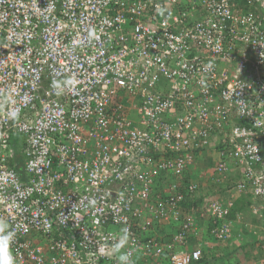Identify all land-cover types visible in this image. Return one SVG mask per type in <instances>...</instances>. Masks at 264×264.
<instances>
[{
	"label": "built area",
	"instance_id": "1",
	"mask_svg": "<svg viewBox=\"0 0 264 264\" xmlns=\"http://www.w3.org/2000/svg\"><path fill=\"white\" fill-rule=\"evenodd\" d=\"M221 189L264 251V0H0V264H196L242 237Z\"/></svg>",
	"mask_w": 264,
	"mask_h": 264
},
{
	"label": "crops",
	"instance_id": "2",
	"mask_svg": "<svg viewBox=\"0 0 264 264\" xmlns=\"http://www.w3.org/2000/svg\"><path fill=\"white\" fill-rule=\"evenodd\" d=\"M214 159H216V157L218 156L217 153H215L214 151L212 152ZM209 154L206 153H201V155L199 156V158L196 160V165L195 167L190 170L188 172V178L190 181H196L198 182L201 186H202V191L200 190L199 194H197L193 201L197 200L198 202H202L204 200V196H207L209 194H211L212 192H214V188L211 185V183L207 180V178L205 176L202 175V169L206 170L207 166L209 165ZM202 167V169H200ZM208 170V169H207ZM220 194V196L222 198H231L232 196L235 199L236 202V206L238 208L242 209V215L241 217H237L236 215H233L232 219L234 221V229L238 232H242V227L243 224L245 225V228L248 230V232L250 230H252L253 228H255V231L257 229L256 227V219L254 218L253 214H252V198L250 195L248 194H239L236 192L231 193L228 189H222L218 192ZM197 204V202H196ZM200 205V204H199ZM235 216V217H234ZM200 229L202 232V236L204 238H208L211 239V237L209 236V220L208 219H201L200 220ZM175 226L174 224H170V223H164L158 226L157 228V234L160 235V237L163 238H167L168 240L171 239L173 233L175 232ZM250 234H245V237L242 234L241 239L240 238H236L233 246L229 247L228 245L225 244H221L219 242H215L214 241V245H215V254L218 257H225L224 258V262L225 264H251L252 261H259L260 259L258 256L260 255V246L256 240L255 235H252L253 233L249 232ZM235 245V246H234ZM194 244H191L190 247H193ZM218 247V251L217 247ZM245 254H248L250 256V259H246V262H244V257Z\"/></svg>",
	"mask_w": 264,
	"mask_h": 264
},
{
	"label": "trees",
	"instance_id": "3",
	"mask_svg": "<svg viewBox=\"0 0 264 264\" xmlns=\"http://www.w3.org/2000/svg\"><path fill=\"white\" fill-rule=\"evenodd\" d=\"M249 65V64H248ZM232 66H234V64L232 63ZM231 70H233V67H231ZM240 122L241 123H243V124H247L248 122H247V120L245 119V118H241V120H240ZM220 147H221V144H220V142H219V138H217L216 136L215 137H213L212 139H211V141H210V144L207 146V147H205V148H202V149H200L201 151L199 152V156L201 155V153H206V154H209L210 153V156L211 157H209V165L207 166V169L210 171L209 172V174H208V176L213 172V170L215 169V167H216V165H217V163L222 159V156L219 154V151H220ZM215 152V153H217V157H216V159H214V157H213V155L214 154H212V152ZM199 156H198V158H199ZM19 161L21 162L22 160H21V158H19ZM234 174V173H233ZM233 177H234V175H233ZM229 179H232V181L231 180H228V182L229 183H231V185L233 184V183H236L234 180H233V178L232 177H230ZM185 182H190V180H189V178H188V174H187V176L185 177ZM194 182H196V181H194ZM210 183H211V185L213 186L214 184H213V181H209ZM198 183V182H197ZM199 184V183H198ZM214 188V187H213ZM222 190V189H221ZM214 192H212L210 195H217V192H216V190H213ZM249 195V194H248ZM192 199L190 198V197H188L187 196V199H186V201L183 203L186 207H189L191 204H192ZM201 203L200 201L198 202L197 200H195V203ZM240 210L242 211V209L240 208ZM234 211H235V209L234 210H232V212H231V214H230V218L232 219V217H233V215H235V213H234ZM262 213H263V219H264V208L262 209ZM235 217V216H234ZM263 219L261 220L262 222H263ZM242 232L241 233H243V235H244V237H245V234L247 235V234H250L249 232H248V230L245 228V225L243 224V227H242V230H241ZM154 233H152V235H153ZM211 241L214 243V241L215 242H219V243H223V242H221V241H217L215 238H212L211 239ZM217 247V246H216ZM217 249H218V247H217ZM261 251H260V255L258 256L259 258H257V259H262L263 257H264V251H263V249H260ZM224 258L225 257H223V258H221V257H218L215 253H212L211 255L210 254H208V255H205L204 256V258H202L201 260H199L196 264H225V262H224ZM245 259H244V262H246V259H250V256L248 255V254H245V257H244Z\"/></svg>",
	"mask_w": 264,
	"mask_h": 264
},
{
	"label": "clouds",
	"instance_id": "4",
	"mask_svg": "<svg viewBox=\"0 0 264 264\" xmlns=\"http://www.w3.org/2000/svg\"><path fill=\"white\" fill-rule=\"evenodd\" d=\"M12 235L13 233H8L10 242ZM121 249H122V245H120L119 243H117L113 249L114 252L117 254V259L119 261V264H135L132 255L128 251H122ZM7 264H13V257L11 255V252L9 253V260L7 261Z\"/></svg>",
	"mask_w": 264,
	"mask_h": 264
},
{
	"label": "rangeland",
	"instance_id": "5",
	"mask_svg": "<svg viewBox=\"0 0 264 264\" xmlns=\"http://www.w3.org/2000/svg\"><path fill=\"white\" fill-rule=\"evenodd\" d=\"M200 169H202V167H201ZM202 170H203V171H202V175L205 176V177L207 178V176H208V174H209L210 171L207 170V169H206V170L202 169ZM200 190L202 191L203 189H202V186L199 184V190H198V192L196 193V195L200 193V192H199ZM196 195H195V196H196ZM252 262H253V261H252Z\"/></svg>",
	"mask_w": 264,
	"mask_h": 264
}]
</instances>
